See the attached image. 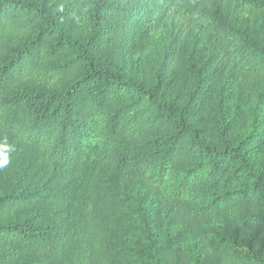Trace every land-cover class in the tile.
Wrapping results in <instances>:
<instances>
[{"label": "trees", "instance_id": "trees-1", "mask_svg": "<svg viewBox=\"0 0 264 264\" xmlns=\"http://www.w3.org/2000/svg\"><path fill=\"white\" fill-rule=\"evenodd\" d=\"M170 16L208 41L183 83L173 54L153 80L122 73L128 45ZM247 78L264 111V0H0V264H181L168 260L180 234L158 232L180 215L264 227V129L208 136L203 123L226 91L243 101Z\"/></svg>", "mask_w": 264, "mask_h": 264}, {"label": "rangeland", "instance_id": "rangeland-1", "mask_svg": "<svg viewBox=\"0 0 264 264\" xmlns=\"http://www.w3.org/2000/svg\"><path fill=\"white\" fill-rule=\"evenodd\" d=\"M174 43L177 45V50L170 53L169 47H174V45L171 46ZM202 43H208L206 34L193 20L188 17L170 16L165 19L157 31L150 34H138L135 40L128 45L124 55L121 56L118 69L127 76L150 81L156 76L157 70L161 68L162 72L167 68L169 57L173 54L175 66L181 71L175 80V84L179 86L190 69L188 65H193L196 62V52ZM211 51L212 48L207 49L206 53L211 55ZM217 65L218 61L213 63L211 68ZM244 87L246 90L242 94L244 96L242 102L237 95L230 96L226 91L228 96L223 103H219L220 109L218 107L211 109L212 113L206 109L204 116H208V119L203 123H205L208 136L219 135L226 129L227 136L246 139L255 133L259 134L264 129V111L255 109L257 97L250 95V78L244 80ZM236 88L239 92L237 86ZM217 97L219 96L215 93L211 98L212 106L217 105L215 104ZM95 141L90 142L92 146L96 145ZM254 151L255 167L264 173V143ZM93 169L94 166L86 172L81 182L77 191L78 200H81L83 195L91 190L90 182ZM158 232L161 242L166 239L174 240L175 235L180 234L179 239L173 243L174 249L168 256L170 262H173L177 255L181 264H234L232 259L215 251L210 243L211 235L220 234L226 239L236 242L239 248L251 258V262L248 264H264V227H242L232 223L225 216H211L197 220L193 217L188 218L180 215L169 226L161 224L158 227ZM235 262L236 264H246Z\"/></svg>", "mask_w": 264, "mask_h": 264}, {"label": "clouds", "instance_id": "clouds-1", "mask_svg": "<svg viewBox=\"0 0 264 264\" xmlns=\"http://www.w3.org/2000/svg\"><path fill=\"white\" fill-rule=\"evenodd\" d=\"M8 163H9V160L7 159V157L0 159V167L6 166Z\"/></svg>", "mask_w": 264, "mask_h": 264}]
</instances>
